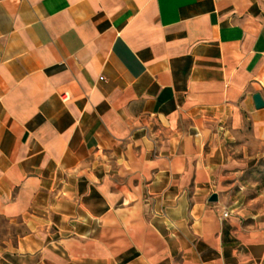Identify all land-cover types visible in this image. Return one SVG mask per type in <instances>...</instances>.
I'll list each match as a JSON object with an SVG mask.
<instances>
[{
  "label": "crops",
  "instance_id": "1",
  "mask_svg": "<svg viewBox=\"0 0 264 264\" xmlns=\"http://www.w3.org/2000/svg\"><path fill=\"white\" fill-rule=\"evenodd\" d=\"M255 95L264 0H0V264H264Z\"/></svg>",
  "mask_w": 264,
  "mask_h": 264
},
{
  "label": "rangeland",
  "instance_id": "2",
  "mask_svg": "<svg viewBox=\"0 0 264 264\" xmlns=\"http://www.w3.org/2000/svg\"><path fill=\"white\" fill-rule=\"evenodd\" d=\"M235 182L230 200L233 208H239L245 216L264 217V148Z\"/></svg>",
  "mask_w": 264,
  "mask_h": 264
},
{
  "label": "water",
  "instance_id": "3",
  "mask_svg": "<svg viewBox=\"0 0 264 264\" xmlns=\"http://www.w3.org/2000/svg\"><path fill=\"white\" fill-rule=\"evenodd\" d=\"M254 102H255L256 108L258 109L264 108V102H262V99L259 95L254 96ZM216 201H217V196L212 195L210 198V202H216Z\"/></svg>",
  "mask_w": 264,
  "mask_h": 264
},
{
  "label": "built area",
  "instance_id": "4",
  "mask_svg": "<svg viewBox=\"0 0 264 264\" xmlns=\"http://www.w3.org/2000/svg\"><path fill=\"white\" fill-rule=\"evenodd\" d=\"M228 216H229V212L226 211V210H224V211L222 212V218L226 219V218H228Z\"/></svg>",
  "mask_w": 264,
  "mask_h": 264
}]
</instances>
